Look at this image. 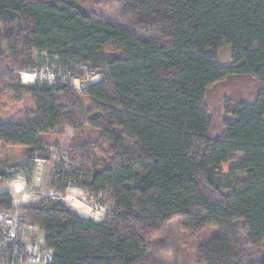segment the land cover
<instances>
[{
	"label": "trees",
	"instance_id": "obj_1",
	"mask_svg": "<svg viewBox=\"0 0 264 264\" xmlns=\"http://www.w3.org/2000/svg\"><path fill=\"white\" fill-rule=\"evenodd\" d=\"M117 1L114 23L98 0H0V115L6 100H32L0 117V142L34 155L47 133L90 126L99 142L80 151H97H87L97 163L59 173L54 184L83 180L112 204L95 222L46 199L25 208L29 223L54 249L52 264H158L154 242L175 218L193 238L216 231L196 264H264V0ZM224 46L227 67L217 60ZM43 54L71 71L101 72L83 91L86 111L65 84L17 83L13 72L39 69ZM234 77L256 81V98H225L218 131L208 92ZM11 206L0 194V209Z\"/></svg>",
	"mask_w": 264,
	"mask_h": 264
},
{
	"label": "rangeland",
	"instance_id": "obj_2",
	"mask_svg": "<svg viewBox=\"0 0 264 264\" xmlns=\"http://www.w3.org/2000/svg\"><path fill=\"white\" fill-rule=\"evenodd\" d=\"M97 1V0H91ZM101 2L104 13L114 23L120 20L121 4L117 0H98ZM44 58L40 62L39 70L42 68H54L57 73L64 74V68L59 59H52L43 54ZM217 60L220 66L227 67L232 63V48L224 46L217 52ZM24 71V70H23ZM13 72L18 76L20 85L32 86L36 84L31 80L23 81L20 73ZM33 72V71H30ZM46 72V71H45ZM100 74V71H93ZM102 79V76H101ZM259 85L251 79L244 77L230 78L227 82L213 86L209 89L206 105L213 117L218 131L221 130L223 119V107L225 98L235 101L253 102L256 98ZM85 111L90 107L87 97L83 93H78ZM5 109L0 115L1 119L7 120L20 111L31 109L32 100L25 97L19 103L4 102ZM99 142V132L86 125L82 130L75 131L66 127L63 134L58 131H51L43 136L41 147L43 153L32 155L28 149L19 146H9L0 142V166L4 176H0V187L2 191H8L11 185L19 184L24 187L25 192H35L37 195L32 197V203L27 206L38 204L45 201L46 196L53 193L56 199L62 201L69 209L74 211L82 218L101 222L108 219V212L112 204L108 200L109 193L102 191L95 192L90 190L83 180L73 182L62 181L54 184L55 177L59 173H73L76 169L83 167L87 160L90 165L97 163L94 156L97 153L91 150L80 151L87 143ZM233 160L224 166V171L230 170L241 158L240 155H233ZM89 158V159H88ZM57 182V181H56ZM55 182V183H56ZM54 185L66 186L64 192H57ZM52 199V198H49ZM216 234L214 229L206 230L195 238L184 233L179 227V220L175 218L168 227L167 236L154 242L153 258L158 264H196L197 250ZM264 259V248L258 256Z\"/></svg>",
	"mask_w": 264,
	"mask_h": 264
},
{
	"label": "built area",
	"instance_id": "obj_3",
	"mask_svg": "<svg viewBox=\"0 0 264 264\" xmlns=\"http://www.w3.org/2000/svg\"><path fill=\"white\" fill-rule=\"evenodd\" d=\"M80 73L85 77H81ZM20 76L23 81L31 80L50 86L65 84L80 94L89 85L101 80V74H95L90 65L77 66L74 71L67 69L64 74L47 67L33 72L23 71ZM4 193L10 195L12 206L0 209V264H52L55 251L48 246L41 227L29 223L25 209L37 194L25 192L19 184L11 185L8 191H2L0 187V194ZM49 198L56 199L53 193L46 196V199Z\"/></svg>",
	"mask_w": 264,
	"mask_h": 264
},
{
	"label": "bare ground",
	"instance_id": "obj_4",
	"mask_svg": "<svg viewBox=\"0 0 264 264\" xmlns=\"http://www.w3.org/2000/svg\"><path fill=\"white\" fill-rule=\"evenodd\" d=\"M78 208L76 207L75 209H73L74 211H76Z\"/></svg>",
	"mask_w": 264,
	"mask_h": 264
}]
</instances>
